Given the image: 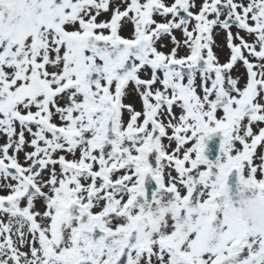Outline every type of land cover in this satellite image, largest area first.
<instances>
[{"label": "snow or ice", "instance_id": "6c2138e0", "mask_svg": "<svg viewBox=\"0 0 264 264\" xmlns=\"http://www.w3.org/2000/svg\"><path fill=\"white\" fill-rule=\"evenodd\" d=\"M0 264H264V0H0Z\"/></svg>", "mask_w": 264, "mask_h": 264}, {"label": "water", "instance_id": "95a60500", "mask_svg": "<svg viewBox=\"0 0 264 264\" xmlns=\"http://www.w3.org/2000/svg\"><path fill=\"white\" fill-rule=\"evenodd\" d=\"M216 143H217V141H213V144H212L213 151H212L211 155H212L213 158H214V156L216 154V149H215Z\"/></svg>", "mask_w": 264, "mask_h": 264}]
</instances>
